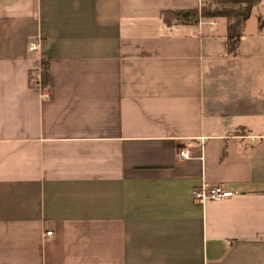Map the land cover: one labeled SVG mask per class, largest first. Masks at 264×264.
<instances>
[{
    "label": "crops",
    "instance_id": "0c3cea01",
    "mask_svg": "<svg viewBox=\"0 0 264 264\" xmlns=\"http://www.w3.org/2000/svg\"><path fill=\"white\" fill-rule=\"evenodd\" d=\"M201 5L0 0V264H264V2L233 58Z\"/></svg>",
    "mask_w": 264,
    "mask_h": 264
},
{
    "label": "trees",
    "instance_id": "16d2710c",
    "mask_svg": "<svg viewBox=\"0 0 264 264\" xmlns=\"http://www.w3.org/2000/svg\"><path fill=\"white\" fill-rule=\"evenodd\" d=\"M262 2L264 0H209L211 6L202 4L198 9L175 12L165 11L161 12L160 16L163 23L167 26L193 25L199 19L224 18L230 20L226 27L225 48L226 55L233 58L237 54L241 24L248 19L252 8ZM39 77L40 88L44 89L49 82L48 61L44 58L40 59Z\"/></svg>",
    "mask_w": 264,
    "mask_h": 264
},
{
    "label": "built area",
    "instance_id": "2783aa9c",
    "mask_svg": "<svg viewBox=\"0 0 264 264\" xmlns=\"http://www.w3.org/2000/svg\"><path fill=\"white\" fill-rule=\"evenodd\" d=\"M28 49H34V46L31 45ZM28 85L34 88H40V77L38 73H30L28 75ZM43 97H46V93H43ZM250 139L252 140L253 138L250 137ZM177 156L182 159H187L189 157V151L186 148L179 149ZM236 193L233 190L224 189L221 186H213L211 188L200 187L193 190L192 198L195 203L203 204L206 201L218 202L228 199L236 195ZM44 235L49 237L52 235V232H45Z\"/></svg>",
    "mask_w": 264,
    "mask_h": 264
},
{
    "label": "rangeland",
    "instance_id": "374dc122",
    "mask_svg": "<svg viewBox=\"0 0 264 264\" xmlns=\"http://www.w3.org/2000/svg\"><path fill=\"white\" fill-rule=\"evenodd\" d=\"M202 4L204 5V6H211V4H209V0H205V1H203L202 2ZM261 4V3H260ZM258 5V6H256V10H257V14L259 15L260 14V10H259V8L261 7V5ZM260 16V15H259ZM229 21V23H230V20H228Z\"/></svg>",
    "mask_w": 264,
    "mask_h": 264
}]
</instances>
